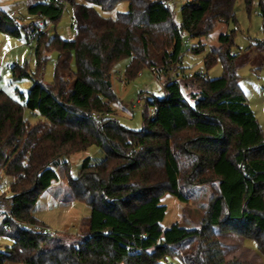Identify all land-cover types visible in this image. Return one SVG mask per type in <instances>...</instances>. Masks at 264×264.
I'll return each instance as SVG.
<instances>
[{"label": "trees", "instance_id": "16d2710c", "mask_svg": "<svg viewBox=\"0 0 264 264\" xmlns=\"http://www.w3.org/2000/svg\"><path fill=\"white\" fill-rule=\"evenodd\" d=\"M117 1L33 0L27 8L30 16L55 25L70 4L75 34L65 40L44 30L34 38L37 69L56 53L52 82L34 81L21 102L0 89V171L13 179L0 221L12 245L0 251V264H167L168 256L180 264H230L213 227L252 240L264 257V133L238 75L244 66L261 69L264 41L254 44L252 57L250 48L231 54L234 32L221 33L219 47L203 61L206 71L220 61V77L209 79L203 70L170 78V66L181 63L184 37L198 40L191 51H201L199 40L216 24L235 22V0H188L178 24L170 4H161L169 0H124L126 12L113 19L95 9L111 10ZM244 1L247 10L255 2L264 31V0ZM13 17L0 12V30L19 35L22 27ZM123 58H130L126 77L153 68L163 78V97L145 100L155 115L144 109L139 130L113 118L109 80ZM11 71L28 75L16 65ZM24 110L44 121L30 125ZM91 145L102 148L104 158L92 164L87 157L78 175L68 176L72 199L86 203L90 215L81 222L84 232L65 244L51 238L32 208L58 179L60 160ZM202 184L212 192L197 227L175 222L164 228L162 196L187 203L190 189Z\"/></svg>", "mask_w": 264, "mask_h": 264}, {"label": "rangeland", "instance_id": "374dc122", "mask_svg": "<svg viewBox=\"0 0 264 264\" xmlns=\"http://www.w3.org/2000/svg\"><path fill=\"white\" fill-rule=\"evenodd\" d=\"M188 0H169L173 19L176 24L180 22V8ZM33 0H0V12L7 15L14 14L20 28L19 35H12L0 30V89L12 99L21 102L28 89L34 81L43 84L52 82L56 53L51 52L42 68L37 69L34 47L36 40L30 38L31 25L37 27L41 22L40 18L30 16L27 12L29 4ZM82 3V0H76ZM96 11L106 18H115L117 13L126 12L127 2L119 0L114 7L108 11H102L95 6ZM73 8L65 3L62 14L55 25L48 23L45 30L47 36L58 35L60 38L72 39L75 34L74 22L72 19ZM235 22L228 24H216L211 34L202 38L203 49L197 53L187 52L186 47L181 48V66L189 71L205 70L204 57L210 48H217L218 36L227 31H233V44L230 53L235 54L250 48L247 52L250 57L257 53L255 43L264 41L262 20L258 15L255 2L246 9L244 0L234 2ZM47 23V22H46ZM187 37H184V39ZM189 45L198 43L196 39H189ZM28 42H30L28 44ZM130 58L121 59L114 66L110 76V86L115 100L111 104L113 118L122 126L130 130H139L142 127V111L146 109L149 115L152 106L146 105V99H161L163 97V78L159 80L149 68H142L136 75L126 77V69ZM25 68L27 76L16 77L12 75L13 66ZM172 64L170 68L174 67ZM70 68L74 70V61H71ZM222 66L218 61L212 68L206 71L209 79L220 77ZM239 86L248 105L255 113L256 119L264 133V64L257 72L244 66L238 70ZM189 90V89H188ZM190 90H195L194 87ZM188 92V91H186ZM138 101V102H137ZM23 118L30 124L41 123L44 119L36 112L24 110ZM105 156L102 148L95 145L87 147L84 151L71 155L68 159H61L58 167L54 168L58 179L47 189L42 191L32 208V216L44 224L45 231L49 232L52 239H61L65 244L76 240L83 232L81 222L90 215V207L81 201L72 199V191L68 186V176L75 178L80 170L83 159L89 158L92 164L100 162ZM66 163V165H64ZM12 177L0 171V221L6 212L5 200L10 196V184ZM212 188L210 184L194 186L190 189L191 198L187 203L177 201L172 195L162 196L161 204L167 208L162 226L164 228L175 222H179L185 228L197 227L200 217L209 201ZM173 200L175 206L173 205ZM179 212V213H178ZM40 229V227H37ZM42 229V228H41ZM253 244L254 242L248 240ZM12 245V240L6 233L0 232V251H4ZM167 264H180L177 257L168 256ZM5 264H20L6 262Z\"/></svg>", "mask_w": 264, "mask_h": 264}, {"label": "crops", "instance_id": "0c3cea01", "mask_svg": "<svg viewBox=\"0 0 264 264\" xmlns=\"http://www.w3.org/2000/svg\"><path fill=\"white\" fill-rule=\"evenodd\" d=\"M172 201L175 206L174 201H177L173 199ZM213 230L221 245L222 254L226 262L230 264H264V257L258 252L254 243L251 244L247 242L248 240L231 232L220 233L217 227H213Z\"/></svg>", "mask_w": 264, "mask_h": 264}, {"label": "built area", "instance_id": "2783aa9c", "mask_svg": "<svg viewBox=\"0 0 264 264\" xmlns=\"http://www.w3.org/2000/svg\"><path fill=\"white\" fill-rule=\"evenodd\" d=\"M167 3H169V1H161V4H164V5H166ZM13 13H10V15H12ZM40 20H41V22H39L38 24H37V30L35 31V32H33V33H31L30 34V38L31 39H34L35 37H36V35L38 34V32H41V31H44V30H46L47 29V24L48 23H50V22H48L47 20H45V19H43V18H40ZM47 22V23H46ZM30 42H28V44H29ZM181 46L183 47V46H185L186 47V51L187 52H191V46L189 45V40H188V38H185V39H183L182 40V42H181ZM151 72L153 73V74H155V70L152 68L151 69ZM196 73H198V74H203V70H199V71H196V72H194V71H189V70H187V69H182V70H180V69H178L177 67H176V64H175V66L174 67H172L170 70H169V77L170 78H178V77H188V78H191V77H193ZM138 102V101H137ZM152 116L153 115H155V111H151V113H150ZM108 114H104V115H102V114H96L95 116L97 117V118H100V117H102V116H107Z\"/></svg>", "mask_w": 264, "mask_h": 264}]
</instances>
